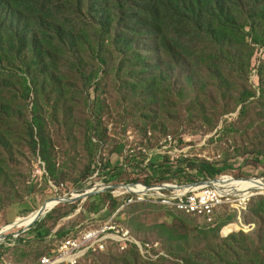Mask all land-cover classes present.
<instances>
[{
    "label": "rangeland",
    "instance_id": "rangeland-1",
    "mask_svg": "<svg viewBox=\"0 0 264 264\" xmlns=\"http://www.w3.org/2000/svg\"><path fill=\"white\" fill-rule=\"evenodd\" d=\"M88 18L85 8L77 6L51 14L48 30L56 20L79 33L74 46L68 41L61 50H47L42 59L47 68L28 74L30 88L18 54H6L0 65V230L14 227L0 242V264L35 263L61 239L59 231L76 232L114 221L136 239L139 254L131 248L117 254L106 247L81 264L246 263L247 255L241 258L239 246L231 247L228 237L244 235L242 245L260 246L264 190L248 191L242 199L234 194L232 201L213 210L192 211L173 199L133 191L130 197L119 184L150 178L155 183L149 186L191 183L186 176L162 182L149 169H140L137 163L145 154H161L174 164L184 155L217 166L251 157L264 164V44L253 43L251 37L224 46L206 43V55L179 63L154 52L153 41L134 35L128 26L131 47L125 51L127 43L116 40L121 16L113 9L104 20ZM30 50L34 53L31 45ZM35 115L43 139L33 122ZM93 165L97 168L83 177ZM254 166L241 165L235 173L264 176V165L260 171ZM97 184L119 185L108 190L121 201L110 215L100 207L109 200L108 191L101 193V202L97 197L74 203L50 200ZM243 201H250L244 211ZM44 203L46 210L52 208L17 234L23 228L16 225L35 218ZM95 205H100L98 210ZM232 209L237 220L231 224L239 228L241 222L244 232L233 233L231 224L223 222L234 215ZM123 212L127 217L117 223ZM216 219L218 225L208 224ZM40 232L51 234L44 238Z\"/></svg>",
    "mask_w": 264,
    "mask_h": 264
},
{
    "label": "trees",
    "instance_id": "trees-1",
    "mask_svg": "<svg viewBox=\"0 0 264 264\" xmlns=\"http://www.w3.org/2000/svg\"><path fill=\"white\" fill-rule=\"evenodd\" d=\"M74 6L80 9L85 8L89 15L88 19L91 20L93 18L104 20L112 9L115 10L121 16V25L116 40L118 43H127L125 51H129V47H131L130 41L126 40L127 37L132 38L130 32H126L128 26L134 35L145 36L153 41L151 44L154 47V52L173 57L179 63H184L183 61L195 56L206 55V43L224 46L239 39L251 37L253 43L264 44V0H0V65L6 54H18L26 69L23 79L26 87L30 88L27 83L28 74L32 69H43L44 71L47 68L42 59L45 58L49 48L56 47L61 50L68 41L74 46L75 36H78L79 33L75 27H69L66 23H57L54 20L50 30L47 28L52 13L60 8H73ZM54 16L56 17L57 13ZM50 32L54 33L50 34ZM30 45L34 50L32 54ZM97 47L99 49L101 44H98ZM33 122L43 139V128L39 116L35 115ZM29 128L32 137L34 127L31 124ZM42 147L45 149L43 144ZM44 152L41 153L42 158L47 161ZM139 159L143 161L137 163L139 167L141 166L140 169L142 167L149 169L152 171L151 175L158 176V180L162 182L176 176H186L187 182L207 177L214 178L223 173H234L241 176L240 173H235L239 172L241 166H235V164L217 166L208 161L192 160L187 157L178 158L177 164H174L163 155L156 153L151 156L145 154ZM147 159L148 162L145 164ZM126 161L129 162V158L126 157ZM161 161L165 163L163 164ZM262 162L258 158L251 157L248 160L243 159L239 163L241 165L254 163L257 165L254 167L260 170L263 169ZM96 168V165H93L92 168L89 166L83 177H87L91 170ZM109 168L111 167H108L106 171L108 173ZM114 176V174L111 175L112 178ZM150 179L144 180L147 185L155 183L149 181ZM131 181L136 182V180ZM106 195L109 200L101 203V206L95 205V209L98 210L99 206L104 208L108 204L110 209L105 211L110 215L121 202L118 198L113 197L110 191ZM92 197H97L100 202L102 201L101 193L90 196V198ZM216 208L213 207L209 210ZM232 212L234 215H228L223 221L226 222L225 224L237 220V212L233 209ZM122 214L123 218L127 217L125 212ZM234 217L235 219H233ZM21 224V228L30 225L29 220H25ZM208 224H217V219L214 223ZM18 225L15 228L19 229ZM7 227L3 233L14 228L11 225H7ZM242 231L235 229L232 232ZM67 233L65 230H61L58 235L63 237ZM50 234L40 232L39 237L45 238L47 235L49 237ZM52 234L57 235L53 232ZM228 235L230 233L225 236ZM238 237L242 239L240 242L237 241ZM228 239L231 247L239 246L238 255L241 258L247 255V262L242 264H264V251H260V247L264 245V228L258 233L260 246L256 248L242 245L245 241L244 235L234 234ZM135 247L138 248L136 244H130V247L123 252L114 250L109 252L126 254L131 248L136 254H139ZM246 248L247 253L245 254ZM114 263L118 264V260Z\"/></svg>",
    "mask_w": 264,
    "mask_h": 264
},
{
    "label": "built area",
    "instance_id": "built-area-1",
    "mask_svg": "<svg viewBox=\"0 0 264 264\" xmlns=\"http://www.w3.org/2000/svg\"><path fill=\"white\" fill-rule=\"evenodd\" d=\"M184 157L187 156L184 155ZM235 166L240 167L241 163L235 164ZM256 170L259 169L257 168ZM252 179H260L263 183L262 187H250L246 190H241L238 187L239 182H249ZM191 183L176 184L164 182L156 186H149L145 183L131 182L128 184L121 183L122 188L119 190L125 189L130 194V197L131 191H142V195H172L180 200V205L192 206L197 211H204L209 207H218L221 205V197L228 194H236L242 199V194H247L248 191L264 190V176L254 175L237 176L231 173H223L214 178L207 177L206 179H199ZM125 185H129V187ZM111 194L120 201L119 195ZM248 203L249 201H244L243 210L246 209ZM107 206L109 205L107 204L104 210L107 209ZM122 219L125 218L121 217L117 220V223H120L119 221ZM238 223L240 225L239 228H237L236 224L231 223L229 227H232L231 229L234 230L241 229V222ZM80 230L68 232L57 241V244L49 252L42 255L35 263L28 264H81L88 257L103 253L104 247H112V250L115 251V249H128L130 244L138 246L136 239L130 237L129 232H124V227L115 222L114 224H105ZM1 264L18 263L5 261Z\"/></svg>",
    "mask_w": 264,
    "mask_h": 264
},
{
    "label": "water",
    "instance_id": "water-1",
    "mask_svg": "<svg viewBox=\"0 0 264 264\" xmlns=\"http://www.w3.org/2000/svg\"><path fill=\"white\" fill-rule=\"evenodd\" d=\"M191 184H194V183H191ZM120 185V184H119ZM118 184H102V185H96L90 189H87L79 194H72V196L70 197H67L66 195H63V196H57L53 199H50V200H54L56 201L57 203H60V202H68V203H74V202H77L79 200H82V199H87L88 197L92 196V195H96V194H100V193H104V192H107L109 190V188H111L112 186H119ZM126 187H129V185H125ZM52 208V207H51ZM49 208V209H51ZM47 209V210H49ZM46 203H44L39 209H38V212H37V215L36 217L34 218L33 222L29 225L31 226L33 223H35L38 219H40V217L46 213ZM29 226L23 228L21 231H18L17 234L27 230L29 228ZM4 232V229H1L0 230V242L2 240H4L8 234H5L3 233Z\"/></svg>",
    "mask_w": 264,
    "mask_h": 264
},
{
    "label": "bare ground",
    "instance_id": "bare-ground-1",
    "mask_svg": "<svg viewBox=\"0 0 264 264\" xmlns=\"http://www.w3.org/2000/svg\"><path fill=\"white\" fill-rule=\"evenodd\" d=\"M256 184H261V185H263L262 183H260V182H258V181H255V180H249V182H245V181H241V182H239L238 183V187L241 189V190H246V189H248V188H250V187H254V186H256ZM185 188H187V187H185ZM133 192H135V193H137V194H141L142 195V191H133ZM236 195V194H235ZM143 197H151V198H154V199H158L159 197L160 198H162V199H173V200H175L179 205H180V200L178 199V198H176L175 196H170V195H164V194H148V195H142ZM233 197H234V194H228L227 196H224V197H221V205H222V203H225L226 201H228V202H230V201H232L233 200ZM240 198V197H239ZM226 200V201H225ZM51 205V204H50ZM49 204H48V206H50ZM181 207H183V208H186V209H192V210H197V209H195V208H193L192 206H189V205H180ZM243 207H244V201H243ZM211 208H213V207H209V208H206L205 210H209V209H211ZM29 220V219H28ZM33 220H34V218L32 219V220H29V223L31 224L32 222H33ZM25 221V220H24ZM23 222V221H22ZM22 222H19L18 224V226H19V229H21V227H22ZM115 222V221H114ZM114 224V223H113ZM103 226V225H102ZM8 227H6V226H4V228L3 229H7ZM10 231H12V230H9V231H7V232H10ZM6 232V233H7ZM106 249V247H104L103 248V250H105Z\"/></svg>",
    "mask_w": 264,
    "mask_h": 264
}]
</instances>
